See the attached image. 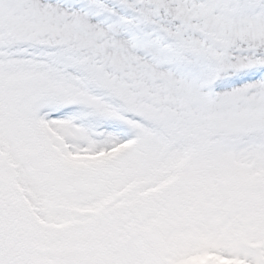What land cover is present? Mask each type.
Returning a JSON list of instances; mask_svg holds the SVG:
<instances>
[{
	"label": "snow or ice",
	"instance_id": "snow-or-ice-1",
	"mask_svg": "<svg viewBox=\"0 0 264 264\" xmlns=\"http://www.w3.org/2000/svg\"><path fill=\"white\" fill-rule=\"evenodd\" d=\"M0 264H264V0H0Z\"/></svg>",
	"mask_w": 264,
	"mask_h": 264
}]
</instances>
